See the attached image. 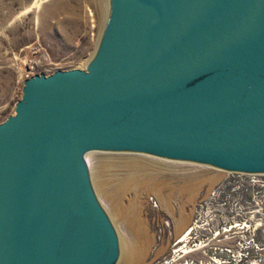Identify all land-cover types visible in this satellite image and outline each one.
<instances>
[{
	"label": "water",
	"instance_id": "water-1",
	"mask_svg": "<svg viewBox=\"0 0 264 264\" xmlns=\"http://www.w3.org/2000/svg\"><path fill=\"white\" fill-rule=\"evenodd\" d=\"M86 69L24 80L0 123V264H114L90 149L264 172V0H110Z\"/></svg>",
	"mask_w": 264,
	"mask_h": 264
},
{
	"label": "rangeland",
	"instance_id": "rangeland-1",
	"mask_svg": "<svg viewBox=\"0 0 264 264\" xmlns=\"http://www.w3.org/2000/svg\"><path fill=\"white\" fill-rule=\"evenodd\" d=\"M110 12V0H0V123L15 114L30 65L87 68ZM106 155L143 161L164 182L146 190L137 184L124 198L125 203L140 201L137 264H264V173L229 171L144 151L90 149L89 180L118 237L114 264H121L124 247L135 241L96 188L94 166ZM127 172L112 167L104 177ZM217 172L222 176L214 181L211 176ZM188 175L198 178L191 196L179 189Z\"/></svg>",
	"mask_w": 264,
	"mask_h": 264
},
{
	"label": "bare ground",
	"instance_id": "bare-ground-1",
	"mask_svg": "<svg viewBox=\"0 0 264 264\" xmlns=\"http://www.w3.org/2000/svg\"><path fill=\"white\" fill-rule=\"evenodd\" d=\"M101 7L103 9V3ZM112 167L123 168L128 172L119 177H115L114 174H109L104 177L105 172ZM148 167V164L133 157L117 155L100 156L94 166V174L97 177L95 179L96 188L109 202L115 217L126 223L133 231L135 243L124 247L121 264H137V257L140 254L136 241L139 230L140 201L125 203L124 198L129 193V190L137 184H140L145 190L155 186L159 187L162 184L164 185L162 180H156V176L147 170ZM192 176L188 175L186 179L182 180L183 182L179 187L181 192L187 195L189 194V196L193 194L198 184V178ZM221 176L222 174L217 172L211 177L215 181Z\"/></svg>",
	"mask_w": 264,
	"mask_h": 264
},
{
	"label": "built area",
	"instance_id": "built-area-1",
	"mask_svg": "<svg viewBox=\"0 0 264 264\" xmlns=\"http://www.w3.org/2000/svg\"><path fill=\"white\" fill-rule=\"evenodd\" d=\"M33 64L35 65V63ZM53 71L54 69H48V68L43 69V68H40L39 66H36L33 68V65H30L29 69L26 70V72L23 74V79L25 80L34 74H40V73L49 74V73H52Z\"/></svg>",
	"mask_w": 264,
	"mask_h": 264
},
{
	"label": "flooded vegetation",
	"instance_id": "flooded-vegetation-1",
	"mask_svg": "<svg viewBox=\"0 0 264 264\" xmlns=\"http://www.w3.org/2000/svg\"><path fill=\"white\" fill-rule=\"evenodd\" d=\"M264 173V172H263ZM263 173H260V174H263ZM91 187H92V185H91ZM92 190H93V188H92ZM93 192H94V190H93ZM94 195H95V192H94ZM95 197H96V195H95ZM96 199H97V197H96ZM97 201L99 202V200L97 199ZM99 204H100V202H99ZM100 206H101V208L103 209V211H104V213L106 214V216L108 217V219H109V221H110V223H111V225H112V222H111V220H110V218H109V216H108V214H107V212L105 211V209L102 207V205L100 204ZM113 226V225H112ZM114 228V227H113ZM115 230V229H114ZM115 263V262H114Z\"/></svg>",
	"mask_w": 264,
	"mask_h": 264
}]
</instances>
